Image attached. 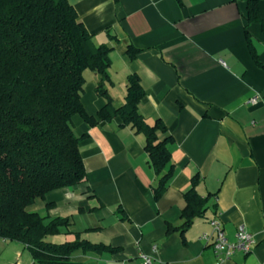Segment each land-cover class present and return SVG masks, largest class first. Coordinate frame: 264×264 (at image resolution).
Here are the masks:
<instances>
[{
    "label": "crops",
    "instance_id": "0c3cea01",
    "mask_svg": "<svg viewBox=\"0 0 264 264\" xmlns=\"http://www.w3.org/2000/svg\"><path fill=\"white\" fill-rule=\"evenodd\" d=\"M68 1L94 44L112 49L106 88L114 106L125 102L128 76L140 78L145 96L139 112L149 123L166 125L176 171L155 200L160 176L144 150V135L118 117L90 126L76 115L72 124L85 182L49 192L28 211L67 219L60 232L65 242L78 235L114 249L77 251L76 262L142 264L147 255L153 264H264V34L259 24H247L244 1ZM258 3L264 19V0ZM129 46L138 50L133 60ZM98 81L90 72L82 94L92 116L106 103L96 92ZM255 95L258 101L251 104ZM195 175L207 210L182 232L184 193ZM216 217L231 242L241 225L254 235L257 245L249 255L237 252L219 261L212 240L203 238ZM26 250L0 239V264H36ZM6 251L13 254L3 257Z\"/></svg>",
    "mask_w": 264,
    "mask_h": 264
},
{
    "label": "trees",
    "instance_id": "16d2710c",
    "mask_svg": "<svg viewBox=\"0 0 264 264\" xmlns=\"http://www.w3.org/2000/svg\"><path fill=\"white\" fill-rule=\"evenodd\" d=\"M242 1L247 24H259L264 34L258 0ZM245 37L260 65L247 28ZM111 50L94 44L68 0H0V239L24 245L36 264H96L76 262L74 253L114 251L79 240L78 235L74 242H47L68 226V220H47L28 211L49 192L85 182L74 116L90 126L118 117L122 126L144 135V150L160 176L155 200L175 174L169 147L173 138L161 120L149 123L139 112L145 90L136 74L127 78L124 104H112L106 88L111 85ZM127 52L133 60L138 50L129 46ZM87 72L99 76L96 92L106 100L95 116L82 103ZM199 182L195 175L184 193L182 232L207 210V198L196 191Z\"/></svg>",
    "mask_w": 264,
    "mask_h": 264
},
{
    "label": "built area",
    "instance_id": "2783aa9c",
    "mask_svg": "<svg viewBox=\"0 0 264 264\" xmlns=\"http://www.w3.org/2000/svg\"><path fill=\"white\" fill-rule=\"evenodd\" d=\"M259 96L255 95L250 99L251 104H256ZM211 233L204 234L203 238L207 241L212 240L213 250L220 262L230 259L235 253L240 252L249 255L257 245L254 235L244 226H239L236 232V240L229 241L223 227L222 221L216 217L210 221ZM264 233V215H263ZM142 264H153V259L147 255H142Z\"/></svg>",
    "mask_w": 264,
    "mask_h": 264
},
{
    "label": "rangeland",
    "instance_id": "374dc122",
    "mask_svg": "<svg viewBox=\"0 0 264 264\" xmlns=\"http://www.w3.org/2000/svg\"><path fill=\"white\" fill-rule=\"evenodd\" d=\"M88 74H90V72L86 73V78L88 77ZM46 241L50 242V243H55V244H62V243L65 242L64 234H59V235H55V236H49V237H47ZM12 254H13L12 251H10L9 253L6 251L5 254L3 255V257H6V256L10 257ZM25 255L30 256L32 258L31 261L33 260V257H32V255H31L29 250H26ZM24 263L25 262H22V264H24ZM17 264H19V263H17Z\"/></svg>",
    "mask_w": 264,
    "mask_h": 264
}]
</instances>
